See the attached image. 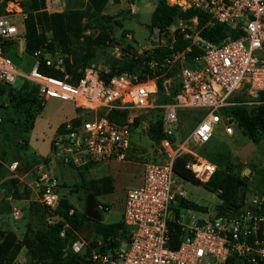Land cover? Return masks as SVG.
Instances as JSON below:
<instances>
[{"label":"built area","instance_id":"built-area-1","mask_svg":"<svg viewBox=\"0 0 264 264\" xmlns=\"http://www.w3.org/2000/svg\"><path fill=\"white\" fill-rule=\"evenodd\" d=\"M167 6L181 11L193 9L208 16V22L226 27L234 37L211 43L199 35V30L169 26L164 31L153 29V41L148 46L171 48L175 34L187 45L172 52L158 64L165 69L176 66V91L165 104H156L154 80H137L134 75L120 74L103 78L94 66L83 68L78 78L65 71L58 50L45 48L34 51L27 74H21L3 52L24 43L23 26L15 25L21 13L15 2H8L0 15V85L12 86L17 78L24 80L36 93L37 100L49 99L69 103L75 112L50 140L49 150L62 165L81 168L107 161L122 162L132 155L130 133L132 122L108 119L112 111L161 110V134L158 159H144L142 180L138 187L128 190L123 200L120 237L107 236L103 250H90L87 259L94 264H264V191L254 192L238 208L222 215L192 220L182 224L174 249L169 247L168 223L179 200H185L182 180L172 171L175 157L207 144L216 126L223 125L224 134H232L231 117L222 115L229 107L256 109L264 104L257 101L264 92V0H164ZM59 0H49L56 6ZM48 11V9L46 10ZM196 23V19H191ZM168 42L164 44V42ZM153 42V43H154ZM59 72L56 78L38 71L40 66ZM151 67L155 63L150 64ZM245 89L252 98L230 103V97ZM165 92V90H164ZM179 110H199L204 115L181 143L173 140V130ZM136 157H143L140 153ZM16 163L11 165L14 169ZM189 170L200 185L213 175V165L196 159L187 162ZM40 204L52 214L58 204L57 182L52 176L39 174ZM37 185L39 183L37 182ZM175 205V206H174ZM174 206V207H173ZM71 212V211H70ZM13 218L20 210L12 211ZM64 237V230L59 232ZM110 245V242H116ZM69 249L84 254L86 243L72 240Z\"/></svg>","mask_w":264,"mask_h":264},{"label":"rangeland","instance_id":"rangeland-1","mask_svg":"<svg viewBox=\"0 0 264 264\" xmlns=\"http://www.w3.org/2000/svg\"><path fill=\"white\" fill-rule=\"evenodd\" d=\"M8 2H15L21 9V13L14 18L17 27L22 25L24 12L22 6L26 0H0V15L5 13L4 8ZM157 0H118L114 3L108 0L104 6L101 15L107 19L102 21L104 26L111 28L109 36L116 40L121 46H130L132 52L136 55L146 50L148 46L156 45L153 41V29L149 28V18ZM135 4L136 13H131V6ZM86 0H59L58 5L49 4L45 0L47 12H61L67 10H84ZM134 9V8H133ZM86 22V35H95L98 32V23L94 18H88ZM197 23L190 21L176 20L172 26L182 27L186 30H199ZM171 26V25H170ZM107 30V29H106ZM45 44H51L49 34L46 33ZM154 42V43H153ZM168 42H164L167 44ZM83 46L80 41H72L71 51L78 56L79 50ZM46 49V47H44ZM16 46L6 51L7 57L12 62L14 68L21 74H27L32 59L16 50ZM58 50L64 59L72 61L71 54L62 53L55 45H52V51ZM93 55L89 60L80 61L75 69L81 71L88 65H94L101 73L108 68L109 59L120 58L125 55L119 48L104 46L93 48ZM51 51V52H52ZM78 51V52H77ZM165 80L162 82L163 94L155 96L156 104H165L170 101L174 94L178 80V70L175 66L165 69ZM23 80L17 78L10 87L13 90L25 91L23 89ZM171 88V91L169 90ZM165 90V92H164ZM14 92V91H13ZM27 92V91H25ZM257 98V96H255ZM252 98L245 89L235 92L229 102L236 103ZM10 97L7 93L0 96V240L1 234L9 233L14 236L19 243L22 242L25 235L33 237L36 232L46 229L48 224L58 222L60 219L56 213L49 214L40 204V182L39 174L52 176L57 182L56 195L58 200H65L70 210L83 213L85 198L92 194L87 185H82L80 176L85 181L104 175H114L115 190L102 197H95L98 206L99 223L103 225L116 226L109 236L120 237L123 227L120 225L121 212L123 210V194L126 189L132 188L137 184L138 176L142 170L144 159H158L161 156L158 153L159 142L152 140L151 129L156 127L161 110H126L123 121H131L133 129L130 133V147L132 155L122 162L107 161L90 164L81 168H74L62 165L58 159L51 156L49 144L52 137L66 120L75 116L73 107L66 102L49 99L43 101L39 110L35 111L34 106L22 105L19 110L20 121H24L30 115L34 118L33 123L26 128L19 123H13L15 118V108L11 107ZM11 107V108H10ZM229 107L224 116H230ZM35 111V113H34ZM204 112L199 110H179L177 112V122L173 130L174 142L181 143L189 135L193 127L203 117ZM15 121V122H17ZM21 122V123H22ZM193 155L186 153L187 162H194L196 159L206 161L213 165L215 170L225 171L232 176L239 178L242 182L240 195L242 202L249 198L254 192L264 191V132L258 133L256 140H251L244 135L235 125H232V134H224L223 125L216 126L211 140L197 149H191ZM139 153L143 157H136ZM16 163L14 169L11 165ZM113 173V174H112ZM37 182L39 185H37ZM185 192L184 199L202 208V212L186 211L180 208V205L174 207L177 209V218L174 210L172 211L173 222L179 220L182 224H190L192 220L205 219L214 216L216 207L220 201L215 192L206 189L203 185H192L182 181ZM138 187V186H137ZM106 204L107 208L103 205ZM13 210H20V217L15 219L12 216ZM176 218V220H175ZM97 222V221H96ZM67 228L64 226L62 229ZM74 239L80 238L86 245L98 247L102 244L103 236L95 231L91 226H86L82 234L77 235L72 232ZM59 236V234H58ZM59 238H62L59 236ZM67 238L63 255L69 249L71 242ZM73 239V240H74ZM118 244L117 241L114 242ZM95 249V248H94ZM70 250V249H69ZM10 264H32L31 257L25 247H20L18 253Z\"/></svg>","mask_w":264,"mask_h":264},{"label":"trees","instance_id":"trees-1","mask_svg":"<svg viewBox=\"0 0 264 264\" xmlns=\"http://www.w3.org/2000/svg\"><path fill=\"white\" fill-rule=\"evenodd\" d=\"M10 1V0H6ZM27 2L22 6L24 12V18L22 20V26L24 30V52L27 55H31L34 51L46 47L47 51H52V45L57 46L62 53L71 54L72 61L69 62L67 58L64 59L65 71L70 74L73 79L79 77L80 72H76L75 69L80 61L89 60L93 55V48L111 46L119 48L120 52H124L125 55L120 58H110L108 68L101 75L103 78L111 77L114 75L127 74L136 76L137 80L142 81L145 79H152L156 85V94H163L162 82L165 80V68L159 67L163 58L168 57L172 52L181 51L187 45L186 42L182 41L178 34H175V40L168 47H156L150 50H146L139 55L132 52L130 46H121L116 40L109 36L111 28L104 26L105 23L102 21L106 20L105 16L101 15V12L106 5L108 0H86L87 4L84 10H67L61 12H47L45 8V0H26ZM117 3L118 0H112ZM88 18H94L100 27L98 32L91 36L86 35V22ZM196 19V27L199 30V35L203 39L211 42L218 43L226 37H234L229 30L215 22H212L210 26L204 27L208 22V16L200 11L188 9L181 11L180 9L167 6L164 0H158L154 9L150 14L149 28L157 29L158 31H164L167 27L172 25L176 20L178 21H190ZM107 29V30H106ZM46 33L49 34L51 44H45ZM72 41H75L83 45L78 56L74 54L70 45ZM4 53L9 49L7 43L1 44ZM155 63V66L151 67L150 64ZM176 67V66H175ZM177 68V67H176ZM82 70V69H81ZM38 71L42 74H46L52 77L59 78L61 74L53 71L52 69L40 66ZM23 89L25 91L13 90L10 88L4 89L0 86V96L6 94L10 97L12 108H17L15 112V121L19 119V115L22 111L19 110L24 104L28 106H34V110H39L41 101L37 100L36 93L32 87H30L23 80ZM10 87V86H4ZM171 91V88H169ZM174 89L171 92H175ZM257 101L264 103V92L257 94ZM10 107V108H11ZM34 111V113H35ZM231 117V124L235 125L244 135H247L251 140H256V136L261 131L264 132V104L258 106L256 109H247L243 106L231 107L228 110ZM126 111H112L107 117L110 120L117 122H123V116ZM224 112V111H223ZM226 112V110H225ZM34 117V116H33ZM31 115L26 117L24 121L18 120L17 122L24 127L30 128L33 123ZM22 122V123H21ZM32 122V123H31ZM133 126V124H132ZM152 140L160 141L163 136L161 134V122H156V127L151 129ZM187 163L186 155H179L175 157L172 164L173 174L181 179L182 181L196 185L199 182L194 178L193 174L185 168ZM82 185H87L89 191L93 196L97 197L104 194L112 193V179L109 176H103L99 179H91L85 181L80 176ZM203 186L215 192L220 203L216 207L215 215H222L227 210L238 208L242 203V196L240 191L242 189V182L239 178L232 176L231 174L215 170L213 175ZM180 208L202 212V208L195 204L188 202L187 200H179ZM178 205V204H177ZM107 208V205H103ZM71 211V212H70ZM177 209L174 210L175 217L177 218ZM53 213H56L59 217L58 222L48 224L45 230L38 231L33 237L25 235L21 243L17 242L13 235L9 233L1 234L0 240V264H10L13 258L18 253L20 247H25L31 257L32 264H94L87 259V255L90 250L96 248L93 246L86 245V252L84 254H74L69 249L63 250L66 245L68 237H71V242L75 236L72 232L77 235H81L83 229L86 226H91L95 231L101 233L103 236L102 244L106 243V238L109 233L116 229L114 224L103 225L99 222L93 221L81 212L70 210L65 200H58V204ZM175 218V220H176ZM121 225V223H120ZM66 226L64 230V237L59 238L58 234L60 230ZM122 226V225H121ZM123 227V226H122ZM170 243L169 247L174 249L178 243L179 237V226L176 221L168 223ZM100 244L97 248L103 250L104 246ZM110 245H116L110 242Z\"/></svg>","mask_w":264,"mask_h":264},{"label":"water","instance_id":"water-1","mask_svg":"<svg viewBox=\"0 0 264 264\" xmlns=\"http://www.w3.org/2000/svg\"><path fill=\"white\" fill-rule=\"evenodd\" d=\"M83 214L85 217L93 220V221H99L100 217L98 214V207L97 203L95 201V198L92 194H88L85 198V205H84V211Z\"/></svg>","mask_w":264,"mask_h":264},{"label":"crops","instance_id":"crops-1","mask_svg":"<svg viewBox=\"0 0 264 264\" xmlns=\"http://www.w3.org/2000/svg\"><path fill=\"white\" fill-rule=\"evenodd\" d=\"M158 1V0H157ZM157 3V2H156ZM156 3H155V5H156ZM155 5H154V7H155ZM131 13H136L135 11H136V8H135V4L133 3L132 4V6H131ZM134 8V9H133ZM154 9V8H153ZM152 12V11H151ZM150 19V18H149ZM16 46V50H17V52L19 53V55L22 53V54H24V55H27L25 52H24V43L23 44H17V45H15ZM12 48V47H11ZM27 56H29V55H27ZM30 57V56H29ZM73 118V117H72ZM67 121V120H66ZM97 164V163H96ZM142 172H143V170H141V172H140V174H139V176H138V180H137V184L134 186V187H132V188H129V189H126L125 190V192H124V194H123V200H124V197H125V193L128 191V190H130V189H133V188H135V187H137V186H139L140 184H141V180H142ZM113 174V173H112ZM104 176H109L111 179H112V188H113V191L115 190V187H114V179H115V177H114V175H104ZM101 177H103V176H101ZM101 177H97V178H92V179H99V178H101ZM112 191V192H113ZM109 194H111V193H109ZM109 194H104V195H100V196H97V197H102V196H107V195H109ZM95 198V197H94ZM98 207V206H97ZM186 211H192V210H186ZM193 212H195V211H193Z\"/></svg>","mask_w":264,"mask_h":264}]
</instances>
